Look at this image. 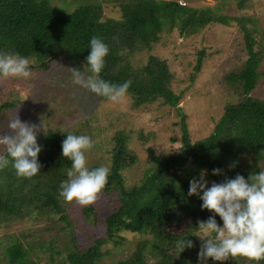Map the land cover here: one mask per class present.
Segmentation results:
<instances>
[{"label":"trees","instance_id":"1","mask_svg":"<svg viewBox=\"0 0 264 264\" xmlns=\"http://www.w3.org/2000/svg\"><path fill=\"white\" fill-rule=\"evenodd\" d=\"M113 1L121 10V18L102 20L98 0L87 1L72 10L57 7L50 0H0V51L19 53L42 68L48 66L49 59L62 55L87 69L83 62L88 54V42L96 35L109 48L99 73L101 78L113 83L130 81L127 94L134 106L158 98L162 103L176 106L179 95L169 86L171 75L165 59L148 54L144 62L138 63L133 56L137 51L149 50L165 30L177 27L182 31L194 20L201 25L215 18L203 14L196 19L191 8L172 0ZM245 37L248 57L237 73L226 77L242 88L244 96L226 106L208 136L191 141L185 117L181 115L179 151L170 155L151 153L149 167L133 185H125L121 175L122 140L118 139L112 150L108 180L101 191L115 192L118 204L103 220L106 236L111 238L127 230L147 235L148 239L139 241L127 257L104 263L100 244L105 239L100 238L79 252L69 251L66 255L69 264H198L200 241L194 236L197 220H206L212 213L201 210L197 196L187 195L188 180L201 169L206 170L205 179L209 182L219 183L236 174L247 179L256 173V168L253 169L256 164L244 165L242 156H252L254 163L264 153V100L249 94L257 82L260 56L252 48L247 30ZM199 67L197 64L196 68ZM9 104L4 102L0 107ZM68 132L74 133L47 128L37 134V143L41 146L37 159L41 167L35 176L17 177L12 168L4 167L0 180V219L18 215L25 207L24 211L61 208L58 188L67 179L70 161L61 156L60 145ZM233 162L235 167L230 168ZM213 168L221 169V174L212 175ZM215 219L219 226L222 221L218 216ZM170 224H178L182 229L170 230ZM182 237L192 240L193 246L179 253L173 245ZM207 264L221 262L208 258ZM222 264L257 262L236 256ZM258 264H264V260Z\"/></svg>","mask_w":264,"mask_h":264},{"label":"rangeland","instance_id":"2","mask_svg":"<svg viewBox=\"0 0 264 264\" xmlns=\"http://www.w3.org/2000/svg\"><path fill=\"white\" fill-rule=\"evenodd\" d=\"M94 0H50L66 10ZM113 0H98L102 20L121 18V10ZM177 1L179 4V0ZM191 8L198 19L203 14L215 19L198 25L192 21L180 31L177 27L162 32L149 50L137 51L133 59L144 62L148 54L165 59L170 73V88L179 95L176 106L162 103L161 98L134 106L126 94L120 103H113L86 86L73 81V69H87L58 55L48 66L29 60V78L0 79V134L7 132L8 122L15 115L22 122L42 124L47 128L70 130L85 134L93 147L85 152L89 168L106 165L110 168L112 150L122 140L121 175L125 185L138 183L151 163V153L170 155L182 145L181 115H184L188 136L197 141L208 136L230 103L242 99L240 86L227 80L237 73L248 57L246 30L250 32L252 48L259 53L257 82L252 97L264 100V0H180ZM186 8V9H187ZM200 64L199 69L196 65ZM37 133V134H38ZM9 134H11L9 132ZM244 155V165L256 164L258 173L264 170V153L252 162ZM6 169L11 167V158ZM0 169V180L3 170ZM118 204L115 192L100 191L96 200L85 206L61 197L59 210L24 211L11 218L0 219V264H69L67 253L79 252L103 238L101 261L127 257L147 235L123 230L107 238L104 218ZM169 229H182L170 224ZM10 253L12 255H10ZM12 258L17 260H12Z\"/></svg>","mask_w":264,"mask_h":264},{"label":"clouds","instance_id":"3","mask_svg":"<svg viewBox=\"0 0 264 264\" xmlns=\"http://www.w3.org/2000/svg\"><path fill=\"white\" fill-rule=\"evenodd\" d=\"M108 52V45L103 39L93 35L83 62L90 74L73 69V81L110 102L120 103L131 82L113 83L100 77ZM28 65L32 64L25 56L0 51V79L29 78L32 70ZM7 128V132L0 134V168L6 167L11 158V167L17 177L31 178L40 173L37 155L41 146L36 137L38 131H42V124L22 122L14 115ZM93 143L90 136L72 132L66 133L61 141V156L70 161V167L66 170L67 179L59 184L58 195L66 202L89 205L107 183L110 172L108 166H87L85 152L93 147ZM229 167H235V162ZM221 172L219 168L211 170L214 176ZM205 176L206 170L201 169L198 175L188 180L187 188L188 196H197L201 201V210L207 209L212 213L206 220H197V234L194 236L200 241L198 264H207L208 258L222 264L236 256L258 264L264 260V170L250 174L247 179L236 174L234 178H225L219 183L209 182ZM216 216L222 221L219 226ZM185 237L174 242L173 246L179 253L193 246L192 240Z\"/></svg>","mask_w":264,"mask_h":264},{"label":"built area","instance_id":"4","mask_svg":"<svg viewBox=\"0 0 264 264\" xmlns=\"http://www.w3.org/2000/svg\"><path fill=\"white\" fill-rule=\"evenodd\" d=\"M179 4H183L182 1L179 0Z\"/></svg>","mask_w":264,"mask_h":264},{"label":"water","instance_id":"5","mask_svg":"<svg viewBox=\"0 0 264 264\" xmlns=\"http://www.w3.org/2000/svg\"><path fill=\"white\" fill-rule=\"evenodd\" d=\"M5 156H6V153H5Z\"/></svg>","mask_w":264,"mask_h":264}]
</instances>
